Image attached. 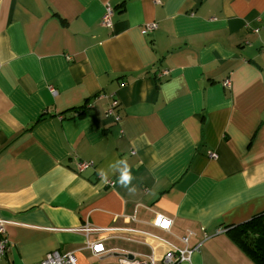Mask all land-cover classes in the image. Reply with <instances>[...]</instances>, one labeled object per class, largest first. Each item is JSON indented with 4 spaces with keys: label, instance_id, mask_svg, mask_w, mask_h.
I'll return each mask as SVG.
<instances>
[{
    "label": "crops",
    "instance_id": "obj_1",
    "mask_svg": "<svg viewBox=\"0 0 264 264\" xmlns=\"http://www.w3.org/2000/svg\"><path fill=\"white\" fill-rule=\"evenodd\" d=\"M263 213L264 0H0V264H254Z\"/></svg>",
    "mask_w": 264,
    "mask_h": 264
},
{
    "label": "built area",
    "instance_id": "obj_2",
    "mask_svg": "<svg viewBox=\"0 0 264 264\" xmlns=\"http://www.w3.org/2000/svg\"><path fill=\"white\" fill-rule=\"evenodd\" d=\"M113 8L110 4L105 5L104 12L101 17V24L107 28L111 29L113 26ZM155 28V24H148L143 34H147ZM228 80L224 82V86H228ZM83 168H86L87 164L81 165ZM110 186H113V182H108ZM154 226L160 230H169L171 222L163 216H156L153 221ZM166 225V226H165ZM4 233V222L0 220V235ZM192 234L189 232L186 236L180 238L183 246L182 248L174 247L172 245H167L168 250L165 252L161 260L156 261L153 257H147L145 260H141L138 257H128L123 256L119 260V264H181L184 262H189L192 254L198 250V247L190 248L189 247V237ZM162 242V241H161ZM93 246V245H91ZM8 251V242L6 239L0 240V260ZM92 251L94 254H98L103 251L100 244L93 246ZM36 264H76L75 257L72 253L61 254L58 251H52L48 253L45 258Z\"/></svg>",
    "mask_w": 264,
    "mask_h": 264
},
{
    "label": "trees",
    "instance_id": "obj_3",
    "mask_svg": "<svg viewBox=\"0 0 264 264\" xmlns=\"http://www.w3.org/2000/svg\"><path fill=\"white\" fill-rule=\"evenodd\" d=\"M228 233L254 264H264V213Z\"/></svg>",
    "mask_w": 264,
    "mask_h": 264
},
{
    "label": "clouds",
    "instance_id": "obj_4",
    "mask_svg": "<svg viewBox=\"0 0 264 264\" xmlns=\"http://www.w3.org/2000/svg\"><path fill=\"white\" fill-rule=\"evenodd\" d=\"M130 174L127 166L125 165V168L122 171V182L127 186V183L130 182ZM131 190V189H130Z\"/></svg>",
    "mask_w": 264,
    "mask_h": 264
},
{
    "label": "snow or ice",
    "instance_id": "obj_5",
    "mask_svg": "<svg viewBox=\"0 0 264 264\" xmlns=\"http://www.w3.org/2000/svg\"><path fill=\"white\" fill-rule=\"evenodd\" d=\"M166 226V225H165Z\"/></svg>",
    "mask_w": 264,
    "mask_h": 264
}]
</instances>
